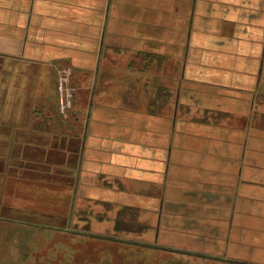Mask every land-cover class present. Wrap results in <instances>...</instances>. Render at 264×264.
Wrapping results in <instances>:
<instances>
[{
    "label": "crops",
    "instance_id": "0c3cea01",
    "mask_svg": "<svg viewBox=\"0 0 264 264\" xmlns=\"http://www.w3.org/2000/svg\"><path fill=\"white\" fill-rule=\"evenodd\" d=\"M158 6L0 0V223L94 210L159 251L264 264V0Z\"/></svg>",
    "mask_w": 264,
    "mask_h": 264
},
{
    "label": "rangeland",
    "instance_id": "374dc122",
    "mask_svg": "<svg viewBox=\"0 0 264 264\" xmlns=\"http://www.w3.org/2000/svg\"><path fill=\"white\" fill-rule=\"evenodd\" d=\"M162 1L155 0V5ZM189 6L188 3L185 12L172 6L169 12L173 20L169 27L171 49L183 36L182 20L188 23ZM163 13L167 11L157 8L156 12L150 10L149 16L154 19L156 16L159 21L166 18L167 14ZM157 32L162 33V26L155 30L156 35ZM89 211H80L82 214L75 216L71 213L68 219L59 217L55 222V218H39L28 213L26 217L0 223V264H228L143 245L137 234L118 228L114 220H109L112 218L105 214L97 218L91 213L94 210ZM120 220L129 222V218L120 217Z\"/></svg>",
    "mask_w": 264,
    "mask_h": 264
},
{
    "label": "built area",
    "instance_id": "2783aa9c",
    "mask_svg": "<svg viewBox=\"0 0 264 264\" xmlns=\"http://www.w3.org/2000/svg\"><path fill=\"white\" fill-rule=\"evenodd\" d=\"M68 104H66V106L64 105L63 108L67 107Z\"/></svg>",
    "mask_w": 264,
    "mask_h": 264
},
{
    "label": "bare ground",
    "instance_id": "6f19581e",
    "mask_svg": "<svg viewBox=\"0 0 264 264\" xmlns=\"http://www.w3.org/2000/svg\"><path fill=\"white\" fill-rule=\"evenodd\" d=\"M161 98V97H160ZM151 107V106H150ZM153 108H154V106H153ZM81 221V220H80ZM92 223V222H91Z\"/></svg>",
    "mask_w": 264,
    "mask_h": 264
},
{
    "label": "trees",
    "instance_id": "16d2710c",
    "mask_svg": "<svg viewBox=\"0 0 264 264\" xmlns=\"http://www.w3.org/2000/svg\"><path fill=\"white\" fill-rule=\"evenodd\" d=\"M67 232H69V231H67ZM72 233H76V232H72Z\"/></svg>",
    "mask_w": 264,
    "mask_h": 264
}]
</instances>
